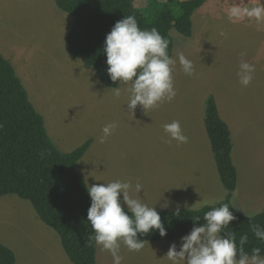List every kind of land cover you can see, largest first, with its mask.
<instances>
[{
  "label": "rangeland",
  "instance_id": "obj_1",
  "mask_svg": "<svg viewBox=\"0 0 264 264\" xmlns=\"http://www.w3.org/2000/svg\"><path fill=\"white\" fill-rule=\"evenodd\" d=\"M232 2L204 0L196 9L190 38L170 30L172 57L183 52L193 61L195 75H185L177 61L176 97L146 113L138 105L132 115L126 91L114 97L93 68L66 53L64 41L72 17L54 0H0V53L12 64L60 151L68 152L91 139L76 163L86 184L116 179L139 182L143 185L139 198L157 211L190 208L223 194L203 122L204 100L213 95L220 117L233 133L232 151L238 146L235 136L245 149V160L234 161V210L244 215L260 212L264 208V21H230ZM255 2L242 0L244 6ZM146 4L147 0L133 1L134 8ZM238 23L243 26L236 32ZM241 59L256 66L247 87L236 74ZM173 120L181 122L188 143H169L163 125ZM113 121L117 129L100 143L103 126ZM122 207L127 209L123 203ZM179 241L144 242L138 253L122 244V264H170L164 256ZM0 243L12 250L16 264H72L56 233L28 201L15 195L0 197ZM95 262L113 264L111 255L97 245Z\"/></svg>",
  "mask_w": 264,
  "mask_h": 264
},
{
  "label": "trees",
  "instance_id": "obj_2",
  "mask_svg": "<svg viewBox=\"0 0 264 264\" xmlns=\"http://www.w3.org/2000/svg\"><path fill=\"white\" fill-rule=\"evenodd\" d=\"M58 9L72 17L65 36L66 53L79 59L84 67L93 68L100 83L117 87L107 74L106 54L103 50L106 34L114 24L128 15H135L141 29L156 27L167 38L168 53L172 56L173 39L170 30L190 38L192 15L204 0H147L144 8H134V0H54ZM203 122L221 186L229 191V198L221 203L232 205L231 193L236 190L237 170L232 161L231 132L220 117L213 95L204 100ZM0 197L15 195L32 206L37 217L59 238L62 249L72 264H96L94 235L87 221L90 207L88 185L76 170V163L91 144V139L62 152L49 138L43 117L28 99L27 91L16 75L12 64L0 53ZM203 208L199 213L180 207L157 211L167 231L161 237L158 230L140 235L145 242L173 241L186 235L192 227L204 223ZM219 207V205H216ZM127 212V209L124 208ZM237 220L229 227L237 240L245 232L249 243L245 250L264 245L252 235L248 218L230 207ZM131 215V213H127ZM196 215L200 221H193ZM253 222L264 226V208ZM227 231V230H226ZM0 264H16L14 253L0 243Z\"/></svg>",
  "mask_w": 264,
  "mask_h": 264
},
{
  "label": "clouds",
  "instance_id": "obj_3",
  "mask_svg": "<svg viewBox=\"0 0 264 264\" xmlns=\"http://www.w3.org/2000/svg\"><path fill=\"white\" fill-rule=\"evenodd\" d=\"M228 19L233 22L246 19L264 21V0H256L252 6H244L242 0L239 4L233 0L228 8ZM169 43L156 27L141 29L135 15L117 21L106 34L103 50L106 54L107 74L112 82L128 85L127 88L113 87L111 92L116 98L124 91L128 93L127 110L132 115L138 105L146 113L174 100L177 92L173 73L177 61L185 75H195L193 61L183 52L177 53L176 58L169 55ZM255 71L254 64L241 59L236 73L239 83L244 87L249 86ZM117 127L115 121L105 124L99 142L104 143ZM163 129L169 137V143L173 140L178 144L189 142L179 120L164 124ZM141 190V183L133 185L130 181L120 179L87 187L91 200L87 221L94 233L89 239L111 255L113 264H122V244L130 252L142 251L145 240L138 239V233L144 235L151 230H158L161 237L167 235L155 207L139 198ZM229 195V191L224 189L223 194L213 201H202L189 208L199 213L209 203L212 205L210 210L203 213V224L194 225L188 234L180 237L179 246L175 242L169 246L164 257L170 264H264V251L261 247H253L250 252L245 250V245L249 243L247 232L237 240L236 232L229 230L230 222L237 220L230 211V207L235 205L221 203ZM231 196L234 197L235 193H231ZM175 214L179 215V208ZM257 214L245 213V216L252 235L264 245V226L253 222ZM200 220V215L193 217L194 222Z\"/></svg>",
  "mask_w": 264,
  "mask_h": 264
},
{
  "label": "crops",
  "instance_id": "obj_4",
  "mask_svg": "<svg viewBox=\"0 0 264 264\" xmlns=\"http://www.w3.org/2000/svg\"><path fill=\"white\" fill-rule=\"evenodd\" d=\"M197 12H196V10H195V12L193 13V15H192V17H191V19H192V29H193V33H194V26H193V18H194V16H195V14H196ZM243 25L242 24H240V23H238V27H237V29H236V32H237V30L238 29H240L241 27H242ZM257 57H259V55H258V51H257ZM240 63V62H239ZM208 138V137H207ZM231 139L233 140V133L231 132ZM243 139V138H242ZM242 139H241V141H242ZM234 140H235V142H236V145H238L237 146V148L236 149H234L233 151H232V161H233V164L235 165V160H237L238 162H241V161H244L245 160V156H244V152H245V149L242 147L241 148V144H238V142H237V138H236V136H235V138H234ZM210 151H211V149H210ZM247 153H249V151L247 152ZM212 154V153H211ZM210 158V157H209ZM212 158H213V156H212ZM213 161H214V159H213ZM214 164H215V162H214ZM240 164V163H239ZM236 167V166H235ZM215 168H216V166H215ZM213 169H211L210 170V172L212 171ZM236 170H237V168H236ZM209 172V173H210ZM219 180V179H218ZM220 183V182H219ZM173 185H174V183H173ZM221 185V184H220ZM173 191H174V189H173Z\"/></svg>",
  "mask_w": 264,
  "mask_h": 264
}]
</instances>
